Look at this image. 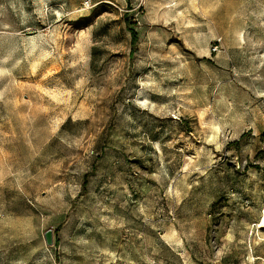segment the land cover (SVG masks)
<instances>
[{
  "label": "rangeland",
  "instance_id": "374dc122",
  "mask_svg": "<svg viewBox=\"0 0 264 264\" xmlns=\"http://www.w3.org/2000/svg\"><path fill=\"white\" fill-rule=\"evenodd\" d=\"M263 213L264 0H0V264H264Z\"/></svg>",
  "mask_w": 264,
  "mask_h": 264
},
{
  "label": "trees",
  "instance_id": "16d2710c",
  "mask_svg": "<svg viewBox=\"0 0 264 264\" xmlns=\"http://www.w3.org/2000/svg\"><path fill=\"white\" fill-rule=\"evenodd\" d=\"M130 32H131V36H132V45L135 46L138 42V39H139L138 32L135 29H130Z\"/></svg>",
  "mask_w": 264,
  "mask_h": 264
},
{
  "label": "water",
  "instance_id": "95a60500",
  "mask_svg": "<svg viewBox=\"0 0 264 264\" xmlns=\"http://www.w3.org/2000/svg\"><path fill=\"white\" fill-rule=\"evenodd\" d=\"M46 238H47L48 244H51L52 241H53V239H52V232L51 231L46 234Z\"/></svg>",
  "mask_w": 264,
  "mask_h": 264
},
{
  "label": "bare ground",
  "instance_id": "6f19581e",
  "mask_svg": "<svg viewBox=\"0 0 264 264\" xmlns=\"http://www.w3.org/2000/svg\"><path fill=\"white\" fill-rule=\"evenodd\" d=\"M262 225H264V213H263V217H262Z\"/></svg>",
  "mask_w": 264,
  "mask_h": 264
}]
</instances>
